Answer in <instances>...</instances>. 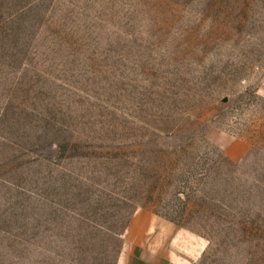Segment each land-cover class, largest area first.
Segmentation results:
<instances>
[{
	"label": "rangeland",
	"instance_id": "rangeland-1",
	"mask_svg": "<svg viewBox=\"0 0 264 264\" xmlns=\"http://www.w3.org/2000/svg\"><path fill=\"white\" fill-rule=\"evenodd\" d=\"M139 209L264 264V0H0V264H115Z\"/></svg>",
	"mask_w": 264,
	"mask_h": 264
},
{
	"label": "crops",
	"instance_id": "crops-1",
	"mask_svg": "<svg viewBox=\"0 0 264 264\" xmlns=\"http://www.w3.org/2000/svg\"><path fill=\"white\" fill-rule=\"evenodd\" d=\"M153 220L154 217L144 209L136 210L131 215L115 264H183L181 260L184 257L177 255L174 250L180 230H173L161 252L158 244L146 236L152 228Z\"/></svg>",
	"mask_w": 264,
	"mask_h": 264
}]
</instances>
